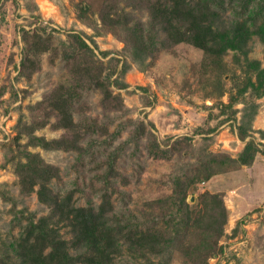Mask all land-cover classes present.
I'll list each match as a JSON object with an SVG mask.
<instances>
[{
    "label": "rangeland",
    "instance_id": "obj_1",
    "mask_svg": "<svg viewBox=\"0 0 264 264\" xmlns=\"http://www.w3.org/2000/svg\"><path fill=\"white\" fill-rule=\"evenodd\" d=\"M136 4L131 0H0V192L4 196H0V249L20 238L29 219L51 212L36 193L23 196L20 192L15 166L31 151L58 169L50 187L58 196L71 193L75 206L97 208L103 190L111 193L110 221L130 232L128 239L119 240L112 264H165L166 247L182 215L174 203L180 181L192 184L186 198L190 221L204 206L224 204V232L205 264H264L262 35L257 31L244 48L228 50L218 59L185 42L137 56L122 41L125 31L112 33L100 19L109 9L128 14L132 23L147 25L148 9ZM233 20L234 12L228 9L216 28L232 29ZM25 32H38L48 50L29 53ZM73 34L88 42L92 56L67 60L74 52ZM27 55L33 60L30 75L21 65ZM92 61L90 74L98 75L99 66L105 81L109 80L113 98L106 102L85 76L84 67ZM117 82L127 87L119 89ZM60 85L79 90L73 115L81 126L80 148L27 146L28 126L45 114L37 103ZM141 122L169 151V158L149 155L148 136L133 138ZM65 132L51 117L35 135L53 140ZM237 132L247 138L240 140ZM250 141L254 156L244 165L240 159ZM109 158L120 174L111 184L104 178ZM205 168L220 171L193 184L196 172ZM60 233L66 240L72 237L63 224ZM148 246L163 256L140 251ZM173 246L169 264L200 263V250L188 257L177 244Z\"/></svg>",
    "mask_w": 264,
    "mask_h": 264
},
{
    "label": "trees",
    "instance_id": "obj_2",
    "mask_svg": "<svg viewBox=\"0 0 264 264\" xmlns=\"http://www.w3.org/2000/svg\"><path fill=\"white\" fill-rule=\"evenodd\" d=\"M140 8H146L150 14L147 25L132 23L124 12L103 10L100 16L103 26L112 33L122 29L125 37L122 41L129 50L132 48L137 56L150 55L161 48H167L180 43H189L201 49L208 58H220L228 50L242 49L248 40L257 31L264 41V0H131ZM140 3H142L140 5ZM228 5V6H227ZM234 12L232 29L221 32L216 28V22L223 20L227 10ZM81 10L88 13L84 7ZM254 28V29H253ZM72 38L71 53L67 60L76 61L80 56H92L94 51L88 42L80 35H70ZM23 39L28 44V52H45L49 44L43 42L38 32H25ZM31 39L34 40L31 43ZM107 56L108 52H103ZM26 56L21 62L22 70L31 74L30 64L33 60ZM94 62H89L84 70L89 75L90 83L101 90L104 102L113 98L109 89V80L105 81L103 71L99 68L98 75L90 74ZM126 71L123 67L122 72ZM23 73V72H22ZM260 87L264 89V70L261 71ZM90 84V85H91ZM119 89L126 88L127 84H115ZM264 94V90H263ZM80 99L78 88L58 86L42 101L37 103V109L44 111V117L36 120L27 128L29 142L27 146L43 149H77L82 137L80 124L74 121L73 108ZM51 117L56 119V127L66 132L60 139L48 140L35 135V132L48 125ZM151 128L154 125L150 123ZM148 136L147 149L150 156L155 158H169L170 153L161 148L157 137L147 125L141 122L133 133V138L140 139ZM240 140H245L247 134L237 132ZM189 139V138H188ZM253 141L246 147L240 161L241 164H250L253 159ZM24 161L15 166V174L19 179L20 192L23 196L37 194L41 204L49 206L51 212L35 220L29 219L20 238L12 244H3L0 249V264H112L114 255L119 247V240L127 238L129 231L120 228L110 221L109 213L113 206L111 193L103 190L101 204L94 208L78 207L72 203V194L65 196L55 195L50 187L52 180L58 175V169L46 163L38 153L26 151ZM114 159L109 158L108 167L104 174L105 180L111 184V179L120 175L115 172ZM220 170L205 168L203 173L196 172L192 183L209 180ZM117 175V176H115ZM191 183L180 181L176 189L174 203H178L182 215L174 224V230L165 250V264H169L173 244L188 257L199 251L200 263L215 254L218 240L223 235L226 222L223 201L220 204H209L202 208L200 215L190 221L186 198ZM0 196L4 197L0 192ZM68 226L72 237L63 238L60 233L61 225ZM145 254L162 257L155 247L140 249ZM162 255V256H161Z\"/></svg>",
    "mask_w": 264,
    "mask_h": 264
}]
</instances>
